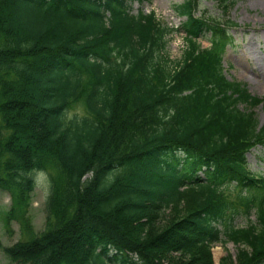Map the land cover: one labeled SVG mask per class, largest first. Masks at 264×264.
I'll list each match as a JSON object with an SVG mask.
<instances>
[{"label":"trees","instance_id":"16d2710c","mask_svg":"<svg viewBox=\"0 0 264 264\" xmlns=\"http://www.w3.org/2000/svg\"><path fill=\"white\" fill-rule=\"evenodd\" d=\"M145 1L0 0L3 219L25 227L2 248L10 264H214L218 242L236 247L218 264H264V175L247 162L264 144L263 100L223 65L235 0H214L221 18L201 0L174 3L177 27ZM177 31L185 46L171 60ZM75 103L83 112L69 115Z\"/></svg>","mask_w":264,"mask_h":264},{"label":"rangeland","instance_id":"374dc122","mask_svg":"<svg viewBox=\"0 0 264 264\" xmlns=\"http://www.w3.org/2000/svg\"><path fill=\"white\" fill-rule=\"evenodd\" d=\"M183 0H146L142 7L145 11L154 10L156 16L167 25L177 27L184 17L177 16L172 8L174 3ZM137 3L133 4L134 11L138 9ZM199 11L211 16H220L221 10L214 0H201ZM224 20L231 22L230 32L235 38L234 47H228L224 56V66L228 69L229 77L246 84L249 92L262 97V102L255 108L260 122L264 121V0H235V3L222 16ZM168 44L166 50L171 60L180 58L181 51L185 46L183 34L174 32L167 35ZM203 47L208 45L206 40H200ZM83 106L75 103L69 111L81 114ZM247 162L251 170L264 175V144H258L247 153ZM35 186L31 195V204L27 216L32 230L36 233L45 225L44 204L49 192V177L46 172L34 174ZM235 193L230 192L229 198ZM11 204L10 194L0 191V264H10L2 251L23 237L25 227L19 220L11 221L9 227L5 225V212ZM255 216L251 212L249 216L238 215L234 224L244 226L249 220L254 221ZM236 247L231 242H218L212 247L214 264L227 254L235 257Z\"/></svg>","mask_w":264,"mask_h":264}]
</instances>
